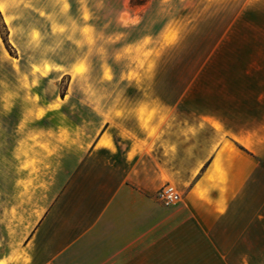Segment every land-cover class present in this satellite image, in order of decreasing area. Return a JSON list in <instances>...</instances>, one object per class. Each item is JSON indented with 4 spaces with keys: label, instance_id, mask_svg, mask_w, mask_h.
<instances>
[{
    "label": "crops",
    "instance_id": "0c3cea01",
    "mask_svg": "<svg viewBox=\"0 0 264 264\" xmlns=\"http://www.w3.org/2000/svg\"><path fill=\"white\" fill-rule=\"evenodd\" d=\"M0 28V264L264 249V0H0Z\"/></svg>",
    "mask_w": 264,
    "mask_h": 264
},
{
    "label": "rangeland",
    "instance_id": "374dc122",
    "mask_svg": "<svg viewBox=\"0 0 264 264\" xmlns=\"http://www.w3.org/2000/svg\"><path fill=\"white\" fill-rule=\"evenodd\" d=\"M117 1V0H111ZM142 0H129L131 5ZM2 30V29H1ZM68 76L60 79L59 84H67ZM193 256H204L206 264H264V249L239 250H192Z\"/></svg>",
    "mask_w": 264,
    "mask_h": 264
},
{
    "label": "built area",
    "instance_id": "2783aa9c",
    "mask_svg": "<svg viewBox=\"0 0 264 264\" xmlns=\"http://www.w3.org/2000/svg\"><path fill=\"white\" fill-rule=\"evenodd\" d=\"M176 198H177V195L171 189L166 190L165 199L167 202H171V201L175 200Z\"/></svg>",
    "mask_w": 264,
    "mask_h": 264
},
{
    "label": "trees",
    "instance_id": "16d2710c",
    "mask_svg": "<svg viewBox=\"0 0 264 264\" xmlns=\"http://www.w3.org/2000/svg\"><path fill=\"white\" fill-rule=\"evenodd\" d=\"M0 32H1L2 34H4V31H3V30H1V28H0Z\"/></svg>",
    "mask_w": 264,
    "mask_h": 264
},
{
    "label": "snow or ice",
    "instance_id": "6c2138e0",
    "mask_svg": "<svg viewBox=\"0 0 264 264\" xmlns=\"http://www.w3.org/2000/svg\"><path fill=\"white\" fill-rule=\"evenodd\" d=\"M5 23H7V22H5Z\"/></svg>",
    "mask_w": 264,
    "mask_h": 264
}]
</instances>
